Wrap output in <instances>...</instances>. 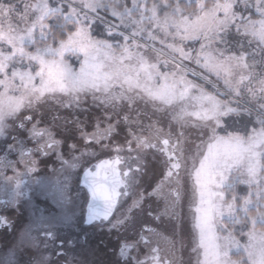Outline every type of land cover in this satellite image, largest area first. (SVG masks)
<instances>
[{
	"label": "clouds",
	"instance_id": "1",
	"mask_svg": "<svg viewBox=\"0 0 264 264\" xmlns=\"http://www.w3.org/2000/svg\"><path fill=\"white\" fill-rule=\"evenodd\" d=\"M50 7L62 11L41 19L34 0L22 12L0 0V52L12 54L8 34L31 35L0 71V157L20 172L34 166L72 182L67 164L118 159L117 215L92 225L113 241L107 264H252L247 246L251 234L264 236V224L254 222L264 216V197L251 209L246 196L223 191L225 208L214 213L219 256L206 261L195 228L196 174L217 138L239 137L253 150L228 183L239 176L264 191V140L255 144L264 136V0H50ZM186 23L203 27L189 34ZM78 31L94 46L88 56L67 46ZM36 55L71 69L62 88H44ZM85 60L99 71L82 78ZM33 129L45 131L34 137ZM154 165L161 175L146 185ZM22 198L0 210V233L9 237L0 242V264H105L87 234L63 247L58 239L25 241L27 228L15 227Z\"/></svg>",
	"mask_w": 264,
	"mask_h": 264
},
{
	"label": "snow or ice",
	"instance_id": "2",
	"mask_svg": "<svg viewBox=\"0 0 264 264\" xmlns=\"http://www.w3.org/2000/svg\"><path fill=\"white\" fill-rule=\"evenodd\" d=\"M62 9L50 7V0H34L33 16H39L41 19L49 15L60 12ZM31 19V17H30ZM202 24L193 23L185 24V30L189 34L197 33ZM9 52H0V71H3L10 60L15 55L12 49L17 43H24L31 39L29 36H18L15 33L8 34ZM67 46L78 48L80 52L88 56L89 51L94 47L90 42L86 31H78L74 37H70ZM66 45L62 44L57 53L62 54L65 51ZM22 51L21 49H16ZM31 55V53H29ZM38 59L41 65L40 74L43 79L44 88H49L50 85L63 87L64 79L69 75L71 69L63 63L62 60L52 59L45 60L43 56L36 55L32 57ZM96 65L85 60L80 69V77L87 78L89 75L98 72ZM22 78L30 79V76L21 74ZM171 98V94H161V98ZM17 105L9 102V110H14ZM44 129H33L31 134L34 137L40 136ZM235 145L242 148L244 141L239 137H219L216 140L217 146ZM253 144L249 143L247 148H243V152H252ZM21 155L26 152L23 145L20 148ZM243 152L221 153L210 151L209 156L202 161L200 168L197 171V183L200 186L201 206L196 209L195 228L199 232L200 244L204 249L205 260L216 261L219 256L218 237L214 226V213H220L225 208L223 204V191H234L235 184L228 183L227 173L236 165L242 163ZM118 159H102L98 163L89 168L83 169L82 176L78 181V190L72 191V180L70 175L57 176L56 179L50 180L46 195L50 198L55 206V211L42 212L37 209L38 214L32 219L31 224L26 230L23 239L32 242L34 246H39L40 240H57L58 230L62 226H70L77 212L82 213L84 223L92 225L94 221H104L111 219L117 215V207L119 204V195L121 186L124 185L118 171ZM67 168L74 172L77 168L75 163L67 164ZM10 169L13 172L12 176L5 175V171ZM249 175H255V165L249 163ZM35 173V167H30L24 172H20L15 167V162L5 157H0V178L4 184L11 187L13 195L8 199L6 205L12 206L18 203L21 197H29L26 188L30 187L33 182L31 174ZM25 177L28 182H25ZM40 183V181H35ZM245 199V204L250 207L252 193H248ZM264 197V195H262ZM259 204V201H256ZM136 204L130 205L127 211L131 213ZM231 207V205H228ZM233 221L236 219L232 216ZM255 223L264 224V216H257ZM63 240H59V246L63 247ZM238 245V242L232 241ZM249 258L252 264H264V236L258 237L255 234L250 235ZM127 251L122 250V255H126ZM11 264V261H10Z\"/></svg>",
	"mask_w": 264,
	"mask_h": 264
},
{
	"label": "flooded vegetation",
	"instance_id": "3",
	"mask_svg": "<svg viewBox=\"0 0 264 264\" xmlns=\"http://www.w3.org/2000/svg\"><path fill=\"white\" fill-rule=\"evenodd\" d=\"M10 158L14 159L15 155H13ZM102 159H108V157L107 156L101 157V160ZM98 162H99V159L93 160L90 167ZM82 172H83V169L79 171V174L76 180H74L75 181L74 184L77 190H78V181H79L80 176H82ZM25 182H27L26 178H25ZM43 186L46 189L45 191L43 189V195L45 197H43L41 194L38 195L37 193L33 195V191H31L30 193L29 188L25 189V191L28 192L29 197H24L23 205L20 206L21 213L17 216V222L15 226L17 229L22 228V227L28 228L32 222L33 217L38 214L37 209L45 213L50 212V211H55V206L52 204L50 198L47 197L46 195L48 185L44 184ZM0 191H2V189H0ZM3 193L4 194L2 195V197H0V210L4 209L5 207L16 206V204L12 206L6 205L8 199L13 195L12 188L6 185ZM149 203H151L153 207L156 206L155 203L152 201H145L146 208ZM0 214H3V212H0ZM145 219L147 218L145 217ZM98 223L99 221H94L92 225H96ZM92 225L84 223V217L82 213L77 212L70 226H62L58 230L57 239L63 240L65 242L64 246H67L68 240L74 239L75 241L78 242L82 235L87 234L89 243L92 245L93 248H96L98 250L101 260H103L105 264H107V260L110 259V256L108 254V247L112 246L113 241L110 238H108L107 233L98 231L95 227H92ZM26 230L24 233H26ZM8 239H9L8 235L4 233H0V242L4 240L6 241ZM105 245H107L108 247H106Z\"/></svg>",
	"mask_w": 264,
	"mask_h": 264
},
{
	"label": "rangeland",
	"instance_id": "4",
	"mask_svg": "<svg viewBox=\"0 0 264 264\" xmlns=\"http://www.w3.org/2000/svg\"><path fill=\"white\" fill-rule=\"evenodd\" d=\"M5 2H6V3H13V4L15 5L16 10H19V11H21V12L24 10V7H25V0H19V2H17V0H5ZM257 127H258V126H257ZM224 138H228V137H224ZM241 140H242V139H241ZM262 140H264V136H259V135H257V138H256V140H255V144H256L257 147L259 146V144H260V142H261ZM242 141H244V140H242ZM249 143H250V142H245V141H244V144H243L242 148H238V147L235 146L234 144H233V145H228V146H217V145H216V142H214L212 145L209 146V149H208V151H207L205 157H208V156H209L210 151H213V152H221V153L227 152V153H232V154H235V153H237V152H243V148H247V146H248ZM251 153H252V152H243V160H242V163L234 165V166L230 169V171L227 173V175H228V177H229V180H232V176H231V174H230L231 171H232V170H236V169H238L241 165H243L244 162H245V159H246L247 157H249V156L251 155ZM2 154H3V153L0 152V155H2ZM204 159H205V158H204ZM249 163H251L250 160H249ZM80 170H82V169L77 168V169L73 170L74 173H75V176H74V178H73V182H72V191H73V192L77 191V188L75 187V184H74V183H75L74 180H76V178H77V176H78ZM154 171H155V172H154ZM160 173H161V169H160L158 166H155V165H154V166L150 169V174L144 178V181H143L144 184H146V185H150L153 181H155L156 179H158V178L160 177V175H161ZM5 175H7V176H12V175H13V172H12L10 169H8V170L5 171ZM31 177H32V181H33V182L30 184V187H29L30 193H31V191H33V195L37 193L38 195L41 194L43 197H45V196L43 195V189H44V191L46 190V189L44 188L43 185H44V184H45V185H48L50 180H54V179L57 178V176H56V177H52V176H50V175H45V174H43V173H33V174H31ZM25 178H26V180H27V182H28V178H27V177H25ZM239 179H240L239 176H237V177L235 178V181H234V184H235V191H236L238 197H242V196L247 195L248 193H252V200H253V203L250 205L249 208H251V209H255V208L258 206V204L256 203V201H258V200L262 197V195H264V191H261V190H260V186H259L258 183H253L252 185L242 184V183H238ZM145 180H146V181H145ZM151 180H152V181H151ZM35 181H40L41 183H35ZM238 186H244V187H246V188H247V192H246L244 195L240 194V192H238L239 190H237V187H238ZM5 187H6V185L4 184L3 179L0 178V189H2V191H0V197H2V195L4 194L3 192H4ZM47 197H48V196H47ZM22 200H23V202H24V197L22 198ZM25 201H26V200H25ZM29 202H30V201H29ZM22 205H23V203H22L20 206H22ZM31 206H32V205H31ZM20 221H21V220H20ZM20 221H19V222H20ZM18 224H19V223H18ZM18 224H17V225H18ZM24 234H25V233H24Z\"/></svg>",
	"mask_w": 264,
	"mask_h": 264
},
{
	"label": "trees",
	"instance_id": "5",
	"mask_svg": "<svg viewBox=\"0 0 264 264\" xmlns=\"http://www.w3.org/2000/svg\"><path fill=\"white\" fill-rule=\"evenodd\" d=\"M237 190H239L238 192H240V194L244 195L247 192V188L244 186H238Z\"/></svg>",
	"mask_w": 264,
	"mask_h": 264
}]
</instances>
